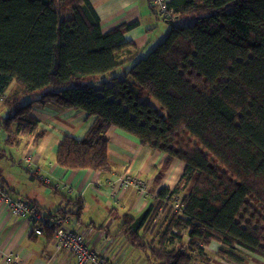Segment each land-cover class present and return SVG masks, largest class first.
<instances>
[{
    "label": "trees",
    "instance_id": "16d2710c",
    "mask_svg": "<svg viewBox=\"0 0 264 264\" xmlns=\"http://www.w3.org/2000/svg\"><path fill=\"white\" fill-rule=\"evenodd\" d=\"M166 7L175 16L162 19L170 30L139 58L125 38L139 23L103 33L88 0H0V99L12 83L21 91L3 102L0 137L11 144L15 125L37 145L44 132L31 116L34 106L82 111L95 120L81 140L62 139L55 156L61 169L110 173L111 128L163 153V169L173 160L183 165L156 206L118 229L148 264H218L201 248L211 242L218 259L264 260V0H170ZM104 75L110 83L90 85ZM1 176L0 168L6 191ZM82 208L77 198L49 214L40 235L47 245L54 219L78 220ZM152 233L157 243L146 240Z\"/></svg>",
    "mask_w": 264,
    "mask_h": 264
},
{
    "label": "crops",
    "instance_id": "0c3cea01",
    "mask_svg": "<svg viewBox=\"0 0 264 264\" xmlns=\"http://www.w3.org/2000/svg\"><path fill=\"white\" fill-rule=\"evenodd\" d=\"M88 2L100 21L103 33L125 23L138 22V27L125 35L126 40L135 44L137 50L146 48L149 31L158 27L153 26L157 22L146 0ZM153 40L152 38L151 42ZM129 51L131 55L134 53V50ZM17 89L12 95L21 93ZM10 96L5 93L0 99V117L6 113L3 102ZM31 116L38 120V128L44 132L37 145L31 144L33 134L29 131H18L15 125L10 129L11 144L5 143L6 135L1 134L0 168L1 177L5 181L3 189L6 190L2 192L14 201L25 202L30 211L40 212L46 218L49 214L65 209L68 201L82 199V212L76 221L78 228L90 230L86 242L88 248L102 252L101 255L111 264H148L143 254H138L123 236L117 234L118 229L123 219L139 218L149 205H157L155 199L159 190L177 184L183 171L182 163L173 160L163 169L166 160L163 153L141 146L135 138L111 128L106 135L110 173L102 175L87 170H63L55 163L59 144L65 136L81 140L93 124L94 117H87L79 110H60L53 107L36 110ZM23 135L29 138L24 139ZM25 170L37 176L43 185H38V180L31 182ZM134 176H139L146 184V198L134 188L121 189V180ZM27 195L29 196L25 197ZM86 197L89 198L87 202ZM117 211L121 213V217L115 219ZM113 226L117 228L115 234L111 232ZM33 229L28 214L16 218L10 214L7 204L0 201L2 255L12 254L23 264H75L72 257L66 256V252L56 250L53 239L47 245L42 236L34 234ZM216 245L218 247L217 243L211 242L205 249L213 253L214 260L217 259ZM241 258L244 264L264 263L257 256ZM221 260L222 264H241L228 259ZM0 264H3L1 259Z\"/></svg>",
    "mask_w": 264,
    "mask_h": 264
},
{
    "label": "built area",
    "instance_id": "2783aa9c",
    "mask_svg": "<svg viewBox=\"0 0 264 264\" xmlns=\"http://www.w3.org/2000/svg\"><path fill=\"white\" fill-rule=\"evenodd\" d=\"M170 0H149L150 5L154 8L155 13L164 19L170 21L175 20L172 11H168L166 5ZM131 187L139 191V193L147 194L146 184L134 177H125L121 180V189ZM0 201L7 204L10 214L14 217L30 216V222L36 236L41 235V230L48 225V218L40 212L30 211V207L23 201H14L0 190ZM55 234L53 244L57 251L66 252V256L72 257L75 264H111L104 258L99 250H93L87 247L86 242L90 234L88 229L78 228L75 217L57 216L54 219ZM184 235V231L181 232ZM203 248H205L203 246ZM0 259L3 264H23V262L14 257L12 254L2 255Z\"/></svg>",
    "mask_w": 264,
    "mask_h": 264
},
{
    "label": "rangeland",
    "instance_id": "374dc122",
    "mask_svg": "<svg viewBox=\"0 0 264 264\" xmlns=\"http://www.w3.org/2000/svg\"><path fill=\"white\" fill-rule=\"evenodd\" d=\"M154 20L157 22L156 24H153V26H158L156 29H151L150 31H149V37H148V44L146 45V48H144V49H142L141 51H140V53H139V58H143V57H146L147 55H148V53H149V51L152 49V48H154L159 42H161L163 39H164V37H165V35L168 33V31L170 30V28H171V26L169 25V24H167V23H165L163 20H162V18H159V19H156L155 17H154ZM152 38L154 39L153 40V42H151L152 41ZM121 60H127V57H122L121 58ZM125 69H127V67L126 68H124V70ZM119 75H121V71H118V72H116L115 73V75H113L114 77H116V76H119ZM109 77H110V75H104V76H102L99 80H96V81H94L93 83H91L90 85H92L95 89H100V88H102L101 87V84H100V82H108V83H110V79H109ZM18 86L15 84V83H12L11 85H10V87L8 88V90L6 91V94H7V96H10V95H12V94H15V91H18ZM40 93L41 92H36V93H34V94H32V95H29V96H27L24 100H23V103H27L28 101H31V100H34V99H36V98H38L39 97V95H40ZM149 102L151 103V104H153V106H158L156 103H155V101L154 100H149ZM42 108L41 107H38V106H34L33 107V109H32V112H35L36 110H41ZM23 138L24 139H27V138H29V136H25V135H23ZM181 174H182V171H181ZM181 174H180V176L179 177H181ZM134 178L135 179H137V180H140V181H142L141 179H140V177L139 176H134ZM179 179V178H178ZM143 182V181H142ZM28 184H30V183H28ZM173 187L174 186H172V187H170V188H165V189H168V190H172L173 189ZM30 188L31 189H33V187H32V185H30ZM127 187H125L124 188V190L126 189ZM147 188V187H146ZM148 190V189H147ZM137 192L139 193V191L137 190ZM148 193V192H147ZM31 194V192L29 193V195ZM142 197H144V198H146L147 196L145 195V192H144V194H141V193H139ZM21 195V194H20ZM29 195H27V196H25V197H28ZM21 197H23V196H21ZM89 200V198L88 197H86V202ZM161 210H163V207L161 208ZM168 209H166V211H167ZM103 211L105 212V215H107V213H106V211H105V209H103ZM162 214L163 213H161L160 214V218H158V221L159 220H161L162 219ZM119 217H121V213L120 212H116V218L115 219H118ZM124 220L125 219H123V221H122V224H123V222H124ZM156 221V220H155ZM154 221V222H155ZM121 224V225H122ZM155 224L156 223H154L153 225H152V228L153 229H155ZM121 227V226H120ZM117 228L115 227V226H113V228L111 229V232L113 233V234H115L116 233V230ZM146 240H148V241H152V242H154V243H157V240H156V236H155V233H152V234H146ZM126 242H127V240H126ZM177 246V245H176ZM201 247V246H200ZM205 247V246H204ZM170 249L172 248V247H169ZM203 250H205L207 247H205V248H203V245H202V247H201ZM215 248H218L217 247V245L215 246ZM138 254H142L140 251H136ZM197 256V255H196ZM196 256H195V258H196ZM145 259H146V257H145ZM147 260V259H146ZM216 261L218 262V264H222V260L221 259H216ZM114 262V261H113ZM116 262V261H115ZM71 264V263H70ZM230 264V263H229ZM253 264H256V263H253ZM262 264H264V263H262Z\"/></svg>",
    "mask_w": 264,
    "mask_h": 264
},
{
    "label": "clouds",
    "instance_id": "9594fccd",
    "mask_svg": "<svg viewBox=\"0 0 264 264\" xmlns=\"http://www.w3.org/2000/svg\"><path fill=\"white\" fill-rule=\"evenodd\" d=\"M219 247V246H218ZM218 249V248H217ZM216 252H217V250H216Z\"/></svg>",
    "mask_w": 264,
    "mask_h": 264
}]
</instances>
